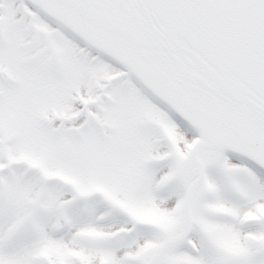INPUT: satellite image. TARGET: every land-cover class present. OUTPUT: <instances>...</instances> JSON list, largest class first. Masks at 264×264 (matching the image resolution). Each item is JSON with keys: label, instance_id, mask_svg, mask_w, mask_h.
<instances>
[{"label": "snow or ice", "instance_id": "1", "mask_svg": "<svg viewBox=\"0 0 264 264\" xmlns=\"http://www.w3.org/2000/svg\"><path fill=\"white\" fill-rule=\"evenodd\" d=\"M0 264H264V0H0Z\"/></svg>", "mask_w": 264, "mask_h": 264}]
</instances>
